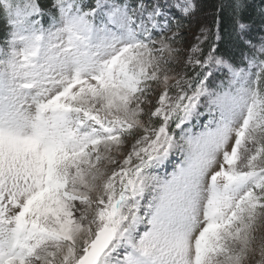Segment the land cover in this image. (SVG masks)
<instances>
[{
    "label": "snow or ice",
    "instance_id": "obj_1",
    "mask_svg": "<svg viewBox=\"0 0 264 264\" xmlns=\"http://www.w3.org/2000/svg\"><path fill=\"white\" fill-rule=\"evenodd\" d=\"M232 7L222 50L193 0H0V264H264V9Z\"/></svg>",
    "mask_w": 264,
    "mask_h": 264
},
{
    "label": "trees",
    "instance_id": "obj_2",
    "mask_svg": "<svg viewBox=\"0 0 264 264\" xmlns=\"http://www.w3.org/2000/svg\"><path fill=\"white\" fill-rule=\"evenodd\" d=\"M52 0H40V3L51 5ZM244 5L243 13L245 17H250L257 22L259 21V13L264 9V0H241ZM196 5L194 14L190 20H185L186 28L190 26V29L198 30L200 26L211 25L213 31H215V24L213 23L217 18L219 12V19L221 21L220 27V42L219 46L222 50L230 49L229 43V31L230 20L233 15L234 0H193ZM46 26V25H45ZM6 24L3 18L0 17V46L4 45L6 36ZM259 36V34H257Z\"/></svg>",
    "mask_w": 264,
    "mask_h": 264
},
{
    "label": "rangeland",
    "instance_id": "obj_3",
    "mask_svg": "<svg viewBox=\"0 0 264 264\" xmlns=\"http://www.w3.org/2000/svg\"><path fill=\"white\" fill-rule=\"evenodd\" d=\"M197 31H198V30H195V31H194V29H192V28L190 29V32H191V33H196ZM192 38H193V37H192L190 34L185 36V39H186V40H191ZM3 47H4V45H3V46H0V48H3ZM168 171H171V167L168 168ZM256 236H257V244H258L260 238H261V237H264V228H260V229L257 231ZM252 264H254V260H253Z\"/></svg>",
    "mask_w": 264,
    "mask_h": 264
}]
</instances>
